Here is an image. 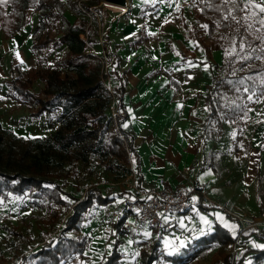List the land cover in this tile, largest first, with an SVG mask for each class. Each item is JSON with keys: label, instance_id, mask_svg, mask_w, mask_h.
Listing matches in <instances>:
<instances>
[{"label": "crops", "instance_id": "0c3cea01", "mask_svg": "<svg viewBox=\"0 0 264 264\" xmlns=\"http://www.w3.org/2000/svg\"><path fill=\"white\" fill-rule=\"evenodd\" d=\"M77 1L81 8V0ZM197 1L129 0L128 11L113 19L105 14L103 19L106 22L104 38L117 75L112 105L126 110V116L119 121L133 148L129 154L133 188L128 195L160 186L163 181L168 187L194 184L198 201L201 198L197 207L176 215L177 229L167 233L150 230L139 233L154 238L146 245L136 246L139 264L141 250H150L155 241H159V258L153 264L159 259L163 264H191V260L197 262L209 256L208 264L215 258L218 259L216 264H226L231 256L227 257L225 252L236 242V235L224 226L225 223L236 226L234 232L240 231L238 239L242 241L262 245L254 236L241 237L250 227L264 236V95L254 104L240 131L227 133L223 128L216 138H201L202 125L209 111L206 89L213 86L223 51L219 42H208L196 26L191 25ZM241 1L247 3V0ZM64 2L71 7L76 1ZM106 4L102 1L98 6ZM76 18L68 17L71 22ZM194 28L204 39L203 44L191 37ZM235 136H240L237 140L241 147L245 142L248 146L243 163L235 151L232 152ZM237 167L242 168L240 175L236 173ZM123 203L115 214L117 223L122 219L116 215L122 211ZM201 217L210 221V225ZM241 218L255 222L244 229ZM15 220L13 216L12 221L0 226L1 240L5 235L3 227ZM119 230L126 236L138 235L125 232L121 227ZM229 235L234 241L227 244ZM249 246V249L256 248L251 243ZM93 250L94 247H90L91 260L99 256ZM118 250L125 252L119 264H131L127 251ZM244 251L238 258H232L238 261ZM85 252L62 264H92L85 257L90 254ZM245 257L244 264L253 260L245 261ZM38 259L33 264H38ZM104 259H100L99 264Z\"/></svg>", "mask_w": 264, "mask_h": 264}, {"label": "rangeland", "instance_id": "374dc122", "mask_svg": "<svg viewBox=\"0 0 264 264\" xmlns=\"http://www.w3.org/2000/svg\"><path fill=\"white\" fill-rule=\"evenodd\" d=\"M36 1L7 0V3H0V122L4 128L10 129L18 135L29 138H46L53 136L57 131L60 125L58 117L61 111L44 113L39 118L33 117L32 111L36 105L16 95L7 83L10 79L24 74L29 67L35 65L42 68H59L63 74L67 72L68 67L62 62L68 52L67 46L48 47L40 51L32 49L33 32L39 19ZM75 1L73 5L79 6L78 1ZM90 2L91 0H81V9L83 16L95 25L98 35L97 43H88L86 51L99 58L102 52V43L107 44L104 38L106 23L103 20L104 16L106 14L113 19L121 15L122 12H118L109 4L87 8L86 5H89ZM63 3L66 7V17L72 19V17L78 16L73 8L66 6V2ZM243 8L244 5L239 7L235 0L233 3H225V0H198L197 5L194 6V22L191 25H195L197 30L208 39V42L209 40L219 42L223 51L221 65H224L225 71L230 75L239 74L241 72L240 62L251 58L244 48L241 49L240 42L235 35L240 23L237 24L229 15L231 12L239 20L246 15ZM225 16L228 18L225 19ZM259 18L258 16L257 22L250 20L248 23L254 24V27L251 28L252 37L264 41V29L260 28ZM242 22L244 21L241 20V24ZM13 32L14 34L11 35ZM52 34H57V28L52 30ZM82 38H84L83 35ZM89 62L88 65L91 66L93 61L89 60ZM71 73L73 72L71 71ZM258 77L264 84V74H258ZM43 87L44 82L37 80L31 90L38 92ZM229 95L235 99L242 97L244 112L231 120L227 118L226 112L219 111L216 115H210L208 111L201 130L203 140L216 138L215 136L220 135L224 130L227 133L240 131L249 117L250 110L259 97L264 94H243L235 86L229 89ZM111 108L112 103L109 114H111ZM238 137L240 136L233 138L234 150L232 152L235 151L236 157L243 163L248 146L245 142L241 147L237 140ZM223 145L226 146V143ZM43 161V156L32 154L26 159V165L33 162L41 164ZM51 162L50 178L59 184V188H55L53 184L41 182L34 184L33 189L27 190L21 197L12 194L6 198L0 197V211L9 212L16 219L13 224L3 227L5 235L2 240L0 239V264L21 263L24 255H30L40 250L44 243L52 237H57L61 232L62 236L67 238H87L88 249L85 253L90 254V247H94L93 253L99 255L98 258L93 257L92 260L91 254L85 256L92 264H99L100 259H104L111 252L117 238L122 239L123 244L119 248L127 251L131 264H139V257L136 255L138 248L135 252L136 246L146 245L154 238L143 234L126 236L121 230H117L118 220L115 218V214L121 209L123 198L130 193L133 184L129 155L128 159H118L109 156L102 150L89 153L88 160L83 161L72 159L69 153L63 155L56 152ZM241 172L242 168L237 167L236 173L240 175ZM90 187H96L103 196H107L113 201L107 205H99L95 202L81 211L80 219L73 224L72 228L65 230L69 216L78 208V202L83 198L85 190ZM241 221H243L242 218ZM253 222H255L253 219H244L242 222L244 229L252 226ZM235 235L236 242L225 252L227 257L238 258L246 248L250 247V243L253 244L250 241L238 239L240 231L235 232ZM253 257L254 255L249 253L246 255L245 261L250 262ZM210 258L209 256L201 260L197 259V262L191 260V264H208ZM37 259L31 260L27 264H33ZM162 262V259H159L157 264H163Z\"/></svg>", "mask_w": 264, "mask_h": 264}, {"label": "trees", "instance_id": "16d2710c", "mask_svg": "<svg viewBox=\"0 0 264 264\" xmlns=\"http://www.w3.org/2000/svg\"><path fill=\"white\" fill-rule=\"evenodd\" d=\"M102 1L104 0H91L86 6L97 7ZM235 1L239 7L246 4L241 0ZM63 2L36 1L39 21L33 32L32 49L40 51L48 47L67 46L68 52L62 59L68 67L67 72L63 74L59 68H42L35 65L7 82L16 95L36 105L32 111L33 117L39 118L44 113L61 111L58 117L60 125L51 137L25 139L24 136L4 128L0 122V197L3 198L9 194L21 197L27 190H32L34 184L41 182L59 188V184L50 178L51 159L56 152L63 155L69 153L74 160L87 161L91 152L103 150L111 157L128 159V155L133 151L132 142L122 128L121 120H114L109 114L112 96L104 83L101 59L86 51L88 43H97L98 31L95 25L83 16L79 6H71L78 15L76 20L71 22L65 15L66 7ZM56 28L57 34L53 35L52 30ZM236 31L240 45H244L243 48L251 58L240 62L241 72L237 75H230L225 71L224 65H217L212 90L206 98L210 115L223 111L231 120L244 112V106L242 97L235 99L229 95L230 88L236 86L243 94H264V84L258 77V74H264V41L254 39L251 28H247L244 22L238 25ZM13 34L14 32L11 33ZM82 35L86 39L82 38ZM191 37L201 44L204 43L195 28ZM89 60L93 61L91 66L88 65ZM111 74L114 78L117 77L114 66ZM37 80L43 81L44 87L34 92L31 87ZM32 154L43 156L44 161L41 164L33 162L26 165V159ZM110 201L111 199L103 196L96 187L86 189L77 204L78 208L69 216L65 230L72 228L80 219L81 211L87 207L95 202L106 205ZM200 201L201 198L198 202ZM260 207L263 210L261 201ZM123 221L124 219H121L117 223L118 230ZM217 234L218 231L215 232V235ZM62 235L61 232L57 237H52L39 251L24 255L20 264H26L35 258H39L36 262L38 264H62L74 255H84L88 247L87 238H67ZM253 236L264 245V236L259 235L252 227L241 233L244 238ZM233 241L234 238L229 235L227 244ZM121 244V239L117 238L111 253L101 264H119L121 255L118 248ZM158 245L159 241H155L150 250H141V264H153L158 260ZM250 252H255L256 255L249 264H264V248L257 247L245 250L238 261L232 257L227 258L226 264H244V257ZM217 260L215 258L211 264H216Z\"/></svg>", "mask_w": 264, "mask_h": 264}, {"label": "built area", "instance_id": "2783aa9c", "mask_svg": "<svg viewBox=\"0 0 264 264\" xmlns=\"http://www.w3.org/2000/svg\"><path fill=\"white\" fill-rule=\"evenodd\" d=\"M84 39L86 38L84 37ZM101 48L100 59L104 83L112 96V101H115V78L111 74L113 69L112 53L106 43H102ZM209 91L210 88H207L206 93ZM111 109V116L114 120L126 116V110L122 106L112 105ZM186 170H190V167H186ZM196 191L197 188L194 184L168 187L161 181L160 186H153L137 195H128L124 199L122 211L116 215L119 219H124L121 229L132 234H139L148 230L154 233H167L177 229L176 215L197 207L198 196ZM12 220L13 215L11 213L0 212V226L6 225ZM120 255L124 256L125 252L121 251Z\"/></svg>", "mask_w": 264, "mask_h": 264}, {"label": "snow or ice", "instance_id": "6c2138e0", "mask_svg": "<svg viewBox=\"0 0 264 264\" xmlns=\"http://www.w3.org/2000/svg\"><path fill=\"white\" fill-rule=\"evenodd\" d=\"M234 0H225V3H233ZM0 3H7V0H0ZM246 15H244L243 17H241L239 20L236 18L235 15H232L231 12H229V15H231L232 19L236 21L237 24L241 23V20L244 21V23L246 24L247 28H253L254 24L253 23H248V21H254L257 22V17L259 16V20L258 23L260 25L261 29H264V0H247V3L244 5V8L242 9ZM228 16H225V19H227ZM206 27V26H204ZM259 30V29H257ZM244 45L241 44V49H243ZM191 63V62H189ZM249 99H251V97H249ZM125 127H127V125H125ZM29 137H25V139H28ZM218 218L220 220H223L222 216H219V214H217ZM201 220L206 224V225H210V221H208L205 217H201ZM226 228H229L231 230H233V235H235V225H229L227 223H225L224 225ZM253 247H257V248H264V245L261 244H255L253 243Z\"/></svg>", "mask_w": 264, "mask_h": 264}, {"label": "water", "instance_id": "95a60500", "mask_svg": "<svg viewBox=\"0 0 264 264\" xmlns=\"http://www.w3.org/2000/svg\"><path fill=\"white\" fill-rule=\"evenodd\" d=\"M107 4H113L121 7H129V0H104Z\"/></svg>", "mask_w": 264, "mask_h": 264}, {"label": "bare ground", "instance_id": "6f19581e", "mask_svg": "<svg viewBox=\"0 0 264 264\" xmlns=\"http://www.w3.org/2000/svg\"><path fill=\"white\" fill-rule=\"evenodd\" d=\"M109 5H112L115 10L122 12V13H125L126 11H128V7H121V6H117L113 4H109Z\"/></svg>", "mask_w": 264, "mask_h": 264}]
</instances>
